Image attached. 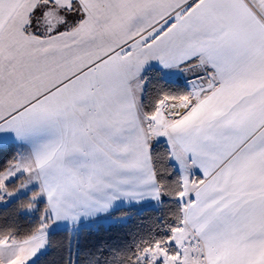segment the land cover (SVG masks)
<instances>
[{
	"label": "snow or ice",
	"instance_id": "snow-or-ice-1",
	"mask_svg": "<svg viewBox=\"0 0 264 264\" xmlns=\"http://www.w3.org/2000/svg\"><path fill=\"white\" fill-rule=\"evenodd\" d=\"M0 264H264V0H0Z\"/></svg>",
	"mask_w": 264,
	"mask_h": 264
}]
</instances>
